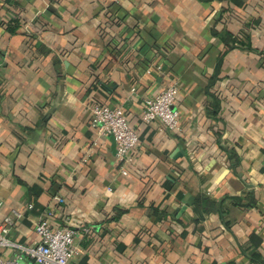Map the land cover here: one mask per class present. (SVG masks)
<instances>
[{
  "label": "crops",
  "instance_id": "1",
  "mask_svg": "<svg viewBox=\"0 0 264 264\" xmlns=\"http://www.w3.org/2000/svg\"><path fill=\"white\" fill-rule=\"evenodd\" d=\"M173 81L181 132L141 119ZM95 104L138 135L124 171ZM13 210L16 244L42 218L91 226L77 264H264V0H0V222Z\"/></svg>",
  "mask_w": 264,
  "mask_h": 264
},
{
  "label": "built area",
  "instance_id": "2",
  "mask_svg": "<svg viewBox=\"0 0 264 264\" xmlns=\"http://www.w3.org/2000/svg\"><path fill=\"white\" fill-rule=\"evenodd\" d=\"M178 82L173 81L155 95L144 100L141 119L148 123L158 121L168 130L181 132L179 111L175 106ZM90 127L97 136L111 135L116 143V158L120 171L132 165L136 159L137 133L128 125L127 116L121 105L95 104L89 107ZM62 201L61 198H57ZM22 214L13 210L0 222V264H23L28 258L30 264H77L79 248L74 244L77 234L91 236L93 228L82 226L78 230L53 226L46 218L34 224L37 239L29 244H16L9 238V232ZM18 247L14 257H6L4 251ZM96 264H103L97 262Z\"/></svg>",
  "mask_w": 264,
  "mask_h": 264
},
{
  "label": "trees",
  "instance_id": "3",
  "mask_svg": "<svg viewBox=\"0 0 264 264\" xmlns=\"http://www.w3.org/2000/svg\"><path fill=\"white\" fill-rule=\"evenodd\" d=\"M5 23H6L5 29L8 30L9 32H13V31H15L17 29V24H16V22L14 20L8 21V22H5Z\"/></svg>",
  "mask_w": 264,
  "mask_h": 264
}]
</instances>
